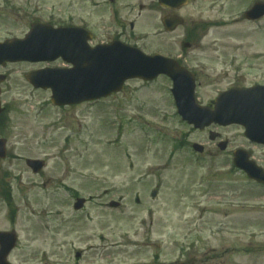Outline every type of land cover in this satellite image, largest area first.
<instances>
[{
    "label": "rangeland",
    "instance_id": "obj_1",
    "mask_svg": "<svg viewBox=\"0 0 264 264\" xmlns=\"http://www.w3.org/2000/svg\"><path fill=\"white\" fill-rule=\"evenodd\" d=\"M249 1L193 0L176 13L185 26L169 33L162 27L169 13L157 0H36L40 15H53L59 24L85 19L94 44L121 38L149 55H178L188 31L208 24L206 34L199 32L204 41L188 52L192 64L214 54L212 40L228 55L264 64V21L245 22L241 14ZM54 66L63 65L21 71ZM18 75L3 99L13 111L0 130L8 140L0 177L11 188L8 202L0 196V231L14 229L20 239L11 262L264 264V188L229 166L237 148L264 166V147L249 142L243 128H211L230 144L221 152L209 131L176 117L164 77L130 81L103 102L60 109L49 92L33 90ZM212 76L199 78L203 104L228 86ZM260 78L254 73L248 81ZM193 144L205 153L196 154ZM27 159L44 160L46 168L34 175ZM78 197L87 200L80 212L73 208ZM111 202L120 207L110 208Z\"/></svg>",
    "mask_w": 264,
    "mask_h": 264
},
{
    "label": "water",
    "instance_id": "obj_2",
    "mask_svg": "<svg viewBox=\"0 0 264 264\" xmlns=\"http://www.w3.org/2000/svg\"><path fill=\"white\" fill-rule=\"evenodd\" d=\"M164 3H168L169 0H161ZM180 22L170 21L165 22L166 27L169 30H174ZM60 31H56L59 33ZM66 33V32H61ZM74 37H78L76 33H70ZM63 45L58 47L56 57H63L65 60L74 64L75 68L71 71H52V75L48 77L47 83H42V79L39 81L37 76L30 78L37 87H43L45 89L51 88L53 90V103L59 106L78 104L85 101L94 100L103 96H107L112 92L118 91L121 87H117L130 78H142L152 79L159 74H167L175 81L174 94L179 107V113L184 120L189 121L191 124H195L197 127L204 129L206 126L212 123H219L223 126L230 124H242L247 129V136L253 140L264 144V121L259 120L256 115L258 111L255 105L252 103L254 99L250 94H243L241 96H249L250 103L240 105L237 98L231 97L232 95H225L220 98L217 103L215 111L209 109L199 108L195 104L194 100V83L193 79L181 77L180 71L177 66L168 68L163 61L157 59H144L139 53L115 45L113 47H106L97 49L93 52L92 63L84 66L79 64L76 58H72L70 54L76 50V44L71 37H66ZM86 39H84V46H79L86 56L89 57L90 53L85 45ZM25 46V45H24ZM37 48L45 53L46 50H54L55 45L47 43L45 45H37ZM2 49V48H1ZM0 49V50H1ZM83 53V54H84ZM84 54V55H85ZM103 57V62H102ZM100 58V61H98ZM100 63L103 65H100ZM180 74V75H179ZM43 77V76H42ZM192 80V82H191ZM237 97V96H235ZM259 97V96H258ZM262 114H264L262 112ZM198 151L202 152V149L198 146L195 147ZM0 157L4 158L2 154V145H0ZM238 164L244 169L246 168L251 175L260 177L259 170L253 168L250 163H247L244 154L237 155ZM27 164L34 170L39 172L43 166V162L28 161ZM155 193L153 197H155ZM85 200H79L75 205V209L79 210L84 206ZM117 204H112V207H117ZM8 239V238H6ZM2 239V251L0 253L1 264L6 260L10 250L14 247L15 239L9 238L8 240Z\"/></svg>",
    "mask_w": 264,
    "mask_h": 264
},
{
    "label": "flooded vegetation",
    "instance_id": "obj_3",
    "mask_svg": "<svg viewBox=\"0 0 264 264\" xmlns=\"http://www.w3.org/2000/svg\"><path fill=\"white\" fill-rule=\"evenodd\" d=\"M24 4L27 11L22 12L20 10L21 0H0V32L5 31L7 33L4 37H0V44L10 40H21L25 38L28 31L36 24V18L32 17L29 13L31 11L29 6L30 2L27 1V3ZM222 58V65L225 72L216 76L222 77L223 81H228V86L225 90L232 88H250L256 85L247 83L246 77L242 75L240 69L235 67V64L231 62L228 56H223ZM28 66L35 65L28 63H6L0 65V77H5L3 80L5 83L1 86L2 94L8 93L6 90L7 85L9 87V85L13 86L16 84V74L21 73V76L18 75V77L22 79L24 84L30 86L26 81V76L28 73L35 70L21 71V67L25 68ZM206 72L212 74L216 71H214V66L211 65L210 69ZM201 73L204 74V72ZM259 84L264 85V78L263 82ZM212 104L211 102V105ZM7 109L9 110V108Z\"/></svg>",
    "mask_w": 264,
    "mask_h": 264
}]
</instances>
